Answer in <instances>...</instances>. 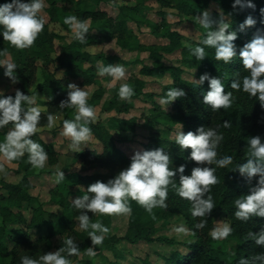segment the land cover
I'll return each mask as SVG.
<instances>
[{
    "label": "trees",
    "instance_id": "trees-1",
    "mask_svg": "<svg viewBox=\"0 0 264 264\" xmlns=\"http://www.w3.org/2000/svg\"><path fill=\"white\" fill-rule=\"evenodd\" d=\"M47 1L50 2V5L44 11L50 17V20L58 24L63 31L71 33L72 31L69 26L64 23V17L70 15L68 14V8L59 3L61 0ZM210 1H214L221 10L219 14L212 13L210 15L211 18L216 20L220 14L224 15L231 23L229 30L236 31L237 38L234 43L237 45V53L239 47L257 34L258 30L264 32V12H261V8H264V0H252L255 8H241L240 6L234 8L232 0H180L178 6L185 14L195 15ZM6 2H10V0H0V4ZM161 14L164 13L161 12ZM73 15L85 22L88 21V33H86V40L82 43L73 39V34L69 43H60L62 35L51 30L46 22L43 29L38 33L34 43L26 48L17 49L0 37V48H8L11 58L17 64V68L14 71L18 77V81L22 82L25 88L31 87L36 83L38 64L41 66L42 77L39 83H36L35 88L38 95L41 96L40 105L45 108V111H41V118L37 128L48 126V113L54 115L62 114L68 119V112L67 110L65 111L66 107L61 109L58 106L60 101L67 97V92L69 91L67 88L68 83H73L78 79L80 83L93 85L99 76V62L116 61L121 64V61L115 58H107L102 54H91L86 48L96 43L95 40L88 39L89 34H92V32L100 33L102 30H109L110 33H115L118 30V37L124 35L126 32L124 17L119 21L113 22L104 12L79 8L75 9ZM248 15H251L256 23L240 30L239 25ZM206 31L203 28L202 39L206 35ZM176 37L177 35L174 33L165 35V39L171 43ZM57 41L58 44L56 45ZM171 43L169 46H164L163 48L146 47L148 61H154L153 69L157 68L159 72L168 70L172 75H178L180 73L179 67H163L156 63L163 53L171 50L173 47H178L184 52L181 63L189 69V72L195 79H198L205 72L210 76H219L225 85L224 90L232 92L233 102L228 108L213 110L202 101L204 93L208 90L207 81L202 85H198L197 83L192 85L173 83L164 88V92L171 87L181 88L185 92L184 96L169 103L168 118L182 124L181 131L183 132L189 130L195 132L197 127L201 125L216 128L222 134V139L217 146V158L223 155H231L233 157L232 163L228 166L219 167L215 164L210 165L216 168L215 175L218 178L217 183L209 186V193L206 194L211 195L214 208L207 216H193L191 201L181 197L170 184L168 186L166 203L169 201L171 205L167 208L155 207L150 214L135 200H129L131 213L128 228L124 236L117 237L107 233L101 243L92 245L86 230H83L79 234L73 232V236L82 241V246L78 247L80 249L79 254L87 253L86 249L90 246L95 249V253L101 251L113 253L121 242L132 245L141 242H158L170 246L174 244L183 246L181 250L176 248L169 254L161 256L162 264H239L242 258L248 259L250 264H252L253 258L258 253H264V245L256 244L255 238L250 236L249 233H256L260 228H264V217H257L252 214L246 221L237 218L234 215L236 211L234 201L237 197L248 193L249 188L256 183L257 177H253L249 183L234 169L237 164L249 158L248 138L259 135L262 141H264V101H259L256 96L250 95L248 92L242 90V88H230V81L232 79L242 78L248 74V70L242 67L238 55L234 56L230 62L225 63L222 60L215 59V49L213 47L205 45V57L202 60H197L190 51L192 46L181 45L177 43V40L175 44ZM84 63L88 64L85 68L82 67ZM51 66L53 68L50 71ZM194 68L195 71L193 72ZM0 72L3 74V68H0ZM4 95L14 94L4 93ZM101 96L102 92L97 90L94 91L91 98L93 101H97L100 100ZM224 120H229L231 126L224 127ZM6 126L11 128V122ZM88 126L92 129L94 138L101 144L102 151L98 154H92V158L89 157L91 154L87 152L76 155L81 160L82 165L80 171L71 173L72 175L70 174L75 179V186L72 187L76 188L82 186L86 189L89 184L96 180L106 181L116 175L121 169L127 167L130 162L129 158L118 149L113 136L104 126L93 122H90ZM32 139L41 143L45 151L50 155V149L40 137L38 131L32 134ZM157 147H162L168 152L172 161V167L184 164V174L186 175H189L191 169L196 166L195 161L188 159L190 149H181L175 144V139L164 138L159 133L153 132L148 137L144 150L155 149ZM27 157L28 154L25 153L20 158L9 161L21 173V181L17 183L3 182L0 187V189L6 192L4 203L0 204V264H5V259L9 257L10 260L7 264L18 263L17 250L14 251L11 245L26 243L29 238L26 233L28 230L38 231L43 236L41 241L47 244L48 247L51 243L48 240L49 236L54 233L59 234L61 236V245H63L64 239L70 236L69 230H66L65 227L70 225L74 216L77 215V211H80L72 205V196L67 194L63 198H60L58 202L59 208H61L60 214L63 213L62 216L45 211L39 205L32 207L27 217L15 211L16 208L20 207L22 202L29 203L33 199L27 191L29 188L28 179L36 172L37 167L33 166ZM88 157L89 159L87 160ZM92 159L95 161L93 166L104 167L108 170V173L93 172L88 174L85 172L86 164L92 163ZM174 179V182L178 186V176L174 177ZM174 213L180 214L185 224L184 226L190 229V239L183 243L165 236H158L156 231H154V226L159 222L160 217L167 218ZM221 213L228 217L232 231L225 236L224 240L219 241L210 232L213 227L214 218L217 214ZM153 214L156 217L155 219L152 218ZM110 215L108 213L89 212L91 220H100L107 227H109ZM201 220L205 221L203 227L196 228L197 223ZM230 242L235 243L233 252H230L227 247ZM121 256L122 253L118 251L117 258ZM117 264L122 263L118 262ZM141 264L153 263L145 258L142 259ZM255 264H261V261L256 260Z\"/></svg>",
    "mask_w": 264,
    "mask_h": 264
},
{
    "label": "clouds",
    "instance_id": "clouds-1",
    "mask_svg": "<svg viewBox=\"0 0 264 264\" xmlns=\"http://www.w3.org/2000/svg\"><path fill=\"white\" fill-rule=\"evenodd\" d=\"M45 2L46 0H10L0 4V37L17 49L31 46L45 24V19L40 14ZM232 6L255 8L252 0H232ZM261 12H264V8H261ZM194 19L207 31L200 43L191 47L192 55L197 60H202L205 57V45L213 47L215 59L225 63L238 55L242 67L248 70V74L242 78L232 79L230 88H242L250 95L256 96L259 101H264V32L258 30L257 34L239 47L237 53V45L234 43L237 33L229 30L231 23L224 15L220 14L218 19L213 20L209 11L205 9L194 16ZM64 23L71 29L73 39L81 43L86 40L88 24L84 20L75 15H68L64 17ZM255 23V19L248 15L239 28L243 30L246 26ZM0 68H3L4 76L12 83L17 82L18 77L14 71L17 64L11 58L8 48H0ZM98 73L101 76L107 75L114 80H120L125 76L126 69L119 63L102 64L98 68ZM193 80L198 85L207 81L208 90L204 93L202 101L213 110L228 108L232 104V92L224 90L225 85L221 77L210 76L205 72L198 79ZM67 88L69 89L67 97L61 100L58 106L61 109L75 107L77 113L74 119L63 120V135L70 137L69 148H81V144L87 142L93 134L88 125L90 120L94 119V108L88 102V93L83 88L74 83H68ZM133 94L134 89L131 84H120L118 95L121 98H129ZM184 95L183 89L171 87L159 98V102L167 106ZM36 100V93L29 95L16 89L14 95H4V91L0 89V127L9 122L12 124L5 133L4 139L0 140V155L7 161L18 159L27 153V159L33 166L43 167L48 159V153L43 145L32 139V134L37 130L41 118V106ZM56 118L54 114L48 113L49 128L53 126ZM176 124L179 131L175 134V144L181 149H190L188 159L196 162L189 175L184 174V164L171 166L170 156L162 147L134 151L127 167L106 181L96 180L86 189L81 186L84 190L83 194L71 200L72 205L80 210L77 216L78 227L87 231L92 245L101 243L109 228L100 220H91L89 212L130 214L131 199L151 214L155 207H167L166 198L170 184L181 197L191 201L193 216H207L214 208L211 195H206L209 193V186L217 183L218 180L215 175L216 168L210 165L228 166L232 163L233 157L223 155L217 158V146L222 134L216 128L201 125L195 132L192 130L183 132L182 124L179 122ZM223 126L230 127L231 122L224 120ZM247 142L250 149L249 158L237 164L234 169L249 183L253 177H257L256 183L249 188L248 193L237 197L234 201L236 206L234 215L245 221L252 214L264 217V141L256 135L248 138ZM176 176H178V186L174 182ZM62 180H65L64 172L59 169L55 172L54 182L59 183ZM152 218H156L154 214ZM204 223L205 221L201 220L196 228L203 227ZM174 230L178 233L190 231L183 224L176 226ZM231 231L229 223L223 222L222 226L212 230L211 234L213 237H225ZM249 235L255 238L256 244L264 245V228H260L256 233L250 232ZM86 251L89 255L95 254V249L91 246L87 247ZM79 252L76 241L72 236H68L63 241V247L40 254L37 258L24 255L21 257V264H70L69 257ZM256 260L264 264V253H258L253 258L252 264H255ZM239 264H250V262L242 258Z\"/></svg>",
    "mask_w": 264,
    "mask_h": 264
},
{
    "label": "rangeland",
    "instance_id": "rangeland-1",
    "mask_svg": "<svg viewBox=\"0 0 264 264\" xmlns=\"http://www.w3.org/2000/svg\"><path fill=\"white\" fill-rule=\"evenodd\" d=\"M179 2L180 0L59 1L61 5H65L68 8V14L70 15H73L75 9L79 8L104 12L113 22L119 21L124 17V27L126 29L124 35L118 37V30L115 33H110L109 30H102L100 33L92 32V34H89L88 39L95 40L96 43L89 45L86 50L91 54H102L107 58L120 60L126 69L125 76L120 80H114L107 75H99L93 85L80 83L78 79L73 83L88 93V102L93 106L95 113L94 119H91L90 122L104 126L113 136L118 149L129 160L134 151L145 149L148 137L153 132L159 133L164 138L175 139V134L179 127L175 120L169 119L167 116L170 104L167 106L162 105L159 102V98L166 94L164 88L173 83L182 85L196 83L189 69L181 63L184 56L181 48L173 47L171 50L163 53L159 61L156 62L157 65H162L163 67H179L180 73L174 76L168 70L159 72L157 68L153 69L154 61H148L146 47L156 49L157 47L163 48L164 46H169L171 42L165 39V35L169 33L177 35L171 44H175L177 40V43L181 45L194 47L201 41L203 30V27L195 21L194 16L205 9L209 11L210 15L212 13H221L219 6L214 1H210L199 13L187 15L178 6ZM49 5L50 2L46 0L45 7L40 14L44 17L45 22L48 23L51 30L62 35L60 43H69L72 38V32L63 31L58 24L50 20V17L44 11ZM161 12L164 14H161ZM178 37L179 39H177ZM57 44L58 41L56 42ZM102 64H117V62H99L98 68ZM87 66L88 64L86 63L82 65L83 68ZM52 68L51 66L50 71ZM41 74L42 69L40 64H38L36 83H39L41 80ZM169 77H171V82H169ZM36 83L31 87L25 88L22 82L17 80L16 83H12L8 77L3 76L0 72V89L4 93L14 94L16 89H20L23 93L29 95L36 93V103L40 105L41 96L36 91ZM121 83H129L133 86L134 94L131 97L121 98L118 95ZM97 90L102 92V96L100 100L93 101L91 98L92 94ZM40 106L41 111H45V108L42 105ZM66 110L68 112V119H74L77 109L75 107H66ZM55 116L57 118L51 128L47 126L37 128L36 130L48 145L50 155H48L44 166L37 167L36 172L28 179L29 188L27 191L32 196V201L29 203L22 202L20 207L15 209L16 212L26 217L29 215L30 209L38 205L45 211L62 216L63 213L60 214L61 208L58 205L59 199L63 198L65 194L72 196L71 199H73L82 195L84 191L81 187H72L75 186V179L70 174L82 169L81 160L76 155L87 152L91 154L89 155L91 157L93 156L92 154H98L102 151L101 144L93 135L87 142L81 144V148H69L70 137L63 135L62 122L66 117L62 114H56ZM9 128L6 125L0 127V140L4 139L5 133ZM94 162L93 160L92 163L86 164L85 172L88 174L93 172L108 173V170L104 167L93 166ZM59 169L64 172L65 180L55 183L54 175ZM21 178L22 175L16 166L0 155V187L3 182L17 183L21 181ZM5 195L6 192L0 189V204L4 203ZM166 204L168 207L171 205V202L167 201ZM76 214L70 225L66 226L65 229L69 230V235L73 237L77 246L80 247L82 246V241L72 234L73 232L77 234L83 232V229L78 227L77 216L79 211ZM129 217V213H111L108 233L117 237L124 236L128 228ZM158 221L154 226V231H156L158 236H165L180 243L190 239L191 234L189 231L178 233L174 230L180 224L185 225L180 214L174 213L167 218L160 217ZM223 222L229 223L228 217L222 213L217 214L213 221L212 230L221 227ZM26 233L29 237L26 243L11 245L12 249L14 251L17 250L18 253L17 264H21V257L24 255L37 258L40 254L55 251L59 247H63L59 234L54 233L49 236L48 240L51 243L48 247L47 244L41 241L43 236L38 231L28 230ZM216 238L219 241L225 239V237ZM227 247L230 252H233L235 243L230 242ZM176 248L181 250L183 246L180 244L170 246L158 242H141L133 245L121 242L113 253L101 251L94 255H89L88 253L74 254L69 259L70 264H117L118 262L122 264H141L142 259L146 258L153 264H162L161 256L169 254ZM118 251L122 253V256L119 258H117ZM64 254L67 255V253ZM9 260L10 257L5 259V264Z\"/></svg>",
    "mask_w": 264,
    "mask_h": 264
}]
</instances>
